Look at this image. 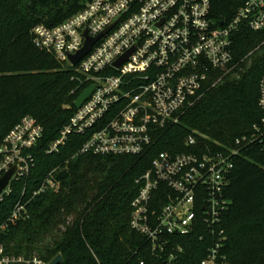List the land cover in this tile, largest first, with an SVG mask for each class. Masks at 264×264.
I'll list each match as a JSON object with an SVG mask.
<instances>
[{"label":"built area","instance_id":"1","mask_svg":"<svg viewBox=\"0 0 264 264\" xmlns=\"http://www.w3.org/2000/svg\"><path fill=\"white\" fill-rule=\"evenodd\" d=\"M221 21L210 18V0H90L55 26L40 23L31 29L36 48L79 74L84 89L94 85L46 152H59L76 135L82 138L77 154L152 155L150 167L135 180L139 189L130 204L129 226L162 264H176L182 251L173 246L171 236L192 231H203L199 239L210 241L200 264H229L221 219L228 203L225 188L241 151L255 142L264 144L263 73L257 99L261 115L250 133L236 137L230 146L215 142L212 147L202 145L207 137L193 130L184 140L188 151L157 149L160 130L178 124L233 68L232 34L239 23L254 31L264 29V0H246L231 19ZM107 28L73 65L69 57L83 47L84 31L96 37ZM42 136V125L25 115L3 137L0 178L12 166L16 170L0 201L10 194L13 181L29 176L35 166L30 150ZM54 171L30 197L22 190L0 230L20 219L32 197L59 190ZM0 264L48 262L37 255H12L0 244Z\"/></svg>","mask_w":264,"mask_h":264},{"label":"trees","instance_id":"2","mask_svg":"<svg viewBox=\"0 0 264 264\" xmlns=\"http://www.w3.org/2000/svg\"><path fill=\"white\" fill-rule=\"evenodd\" d=\"M90 0H0V144L25 115L43 127V136L30 152L35 166L28 177L11 183L0 201V226L25 188L26 198L52 170L60 181L57 192L32 197L14 224L0 230L7 253L37 255L58 264H162L144 238L129 226L135 180L151 164L152 155L77 154L82 143L72 135L57 153L48 144L75 112L74 101L85 88L83 78L51 53L36 48L31 29L55 26ZM246 0H210V18L231 19ZM233 68L180 117L160 130L158 150L188 151L184 140L193 130L205 135L202 145L230 146L250 133L259 121L258 81L264 73V29L251 30L240 22L232 34ZM227 207L221 216L229 264H264V144L255 142L234 159L225 188ZM203 231L171 236L181 246L176 264H200L209 240Z\"/></svg>","mask_w":264,"mask_h":264},{"label":"water","instance_id":"3","mask_svg":"<svg viewBox=\"0 0 264 264\" xmlns=\"http://www.w3.org/2000/svg\"><path fill=\"white\" fill-rule=\"evenodd\" d=\"M219 24H222V21H220ZM108 28L99 34L96 37H89L87 36V32L84 31V36H85V43L83 47L74 55H70L69 60L70 62L74 65L76 64L91 48L93 43L106 31ZM131 50L126 52L124 55H122L114 64L116 66H120V64L126 60L127 56L129 55ZM94 89V85L89 86L88 88L84 89L78 97L74 101V106L75 108H79L83 101L88 97V95L91 93V91ZM16 170V166H12L9 170H7L0 178V195L3 193L5 188L9 185L10 179L12 175L14 174ZM62 260V257L60 254L56 255L48 264H58ZM165 264V263H163Z\"/></svg>","mask_w":264,"mask_h":264},{"label":"rangeland","instance_id":"4","mask_svg":"<svg viewBox=\"0 0 264 264\" xmlns=\"http://www.w3.org/2000/svg\"><path fill=\"white\" fill-rule=\"evenodd\" d=\"M65 66L67 67V65L65 64Z\"/></svg>","mask_w":264,"mask_h":264}]
</instances>
